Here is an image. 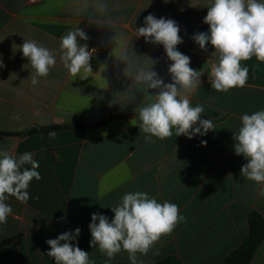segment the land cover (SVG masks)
<instances>
[{
	"label": "crops",
	"instance_id": "obj_1",
	"mask_svg": "<svg viewBox=\"0 0 264 264\" xmlns=\"http://www.w3.org/2000/svg\"><path fill=\"white\" fill-rule=\"evenodd\" d=\"M212 3L0 0V129L104 117L127 101L132 88L142 91L137 105L123 115L92 126L59 128L53 130L54 138L49 132L0 133V151L17 158L32 153L41 175L40 180L31 181L27 203L14 197L6 201L13 211L7 223L0 225V264H55L47 255L46 241L65 232L75 235L76 228L80 235L71 243L88 252L93 264H131L126 251L108 261L98 246L90 247L89 225L92 214L105 215L111 222V207L125 194L137 191L158 203L177 204L179 214L186 218L147 255L137 254L142 264H153L168 253L184 264L216 261L246 232L248 209L264 215V195L255 182L240 174L248 161L236 155L233 138L242 115L264 110V63L255 57L241 62L249 69L244 88L212 89L209 78L218 54H213L210 42L202 50L193 38L209 31L204 17ZM149 14L177 23L183 41L177 50L190 57V67L202 73L190 100L192 106L204 107L201 119H211L215 126L206 135L189 139L174 132L164 140L145 141L138 109L154 96V89L137 76L151 70L171 83L168 68L173 63L162 45L136 34ZM77 28L89 37L86 41L78 37L81 45L104 47L101 61L83 80L71 77L60 60L61 38ZM24 40L35 41L56 57L49 75L38 77L36 85L31 84L34 69L20 48ZM249 264H264V239Z\"/></svg>",
	"mask_w": 264,
	"mask_h": 264
},
{
	"label": "clouds",
	"instance_id": "obj_2",
	"mask_svg": "<svg viewBox=\"0 0 264 264\" xmlns=\"http://www.w3.org/2000/svg\"><path fill=\"white\" fill-rule=\"evenodd\" d=\"M204 23L209 31L194 35L195 42L202 50L206 45L214 47L218 62L211 67L209 81L217 92H228L234 88H244L249 77L248 67L242 61L253 57L264 63V2L261 0H213L208 6ZM138 37L146 42L163 46L166 56L173 63L168 71L171 83H165L155 71H142L137 80L149 89L159 91L138 109L139 127L145 133V141L154 143L153 137L164 140L184 135L192 139L195 135H206L215 130L211 119H201L202 105L192 106L190 97L201 84V72L190 67V57L177 50L182 38L179 27L172 19L156 18L149 14L144 18V26L137 28ZM88 35L77 28L69 31L60 41V60L73 78L86 79L92 72ZM23 57L30 61L34 74L31 84H38V77H47L56 65V57L44 46L33 40H24L20 46ZM212 54V55H213ZM0 61V67H2ZM19 119V116L16 117ZM241 126L234 133L235 153L247 159L241 168V175L255 182L259 192L264 195V110L241 116ZM198 124V126H196ZM195 126V127H194ZM49 137L56 132L50 131ZM206 144V141H202ZM26 165H31L30 168ZM39 163L30 152L19 156L0 151V225L6 224L13 209L6 203L14 197L21 203L30 199L27 191L33 179L40 180L37 171ZM114 217L109 219L102 214H92L89 225L91 232L90 247H97L111 261L121 251H126L131 264L138 262L137 254L147 255L163 236L173 233L176 226L186 220L179 214L178 205L165 201L158 203L145 192L127 193L116 206L111 207ZM98 221V223H97ZM70 232L49 239L47 252L55 264H93L89 253L71 241L80 235ZM63 241V243H61Z\"/></svg>",
	"mask_w": 264,
	"mask_h": 264
},
{
	"label": "trees",
	"instance_id": "obj_3",
	"mask_svg": "<svg viewBox=\"0 0 264 264\" xmlns=\"http://www.w3.org/2000/svg\"><path fill=\"white\" fill-rule=\"evenodd\" d=\"M104 55V47L99 46L96 52L91 56V67L95 68ZM159 90H154V95ZM142 97V91L132 88L129 92L127 101L118 106L113 112L104 117L94 116L87 119H77L70 121H61L46 124H34L23 130H3L1 134H29L33 132L48 133L50 131L68 127V126H92L104 119L121 116L134 108ZM264 239V215H261L254 208H250L246 214V232L240 237L239 242L227 251L220 259L208 264H249L257 244ZM153 264H184L177 255L168 253L164 254L153 262Z\"/></svg>",
	"mask_w": 264,
	"mask_h": 264
},
{
	"label": "built area",
	"instance_id": "obj_4",
	"mask_svg": "<svg viewBox=\"0 0 264 264\" xmlns=\"http://www.w3.org/2000/svg\"><path fill=\"white\" fill-rule=\"evenodd\" d=\"M89 47V51L92 53L94 52L96 49H97V46L96 45H90L88 46Z\"/></svg>",
	"mask_w": 264,
	"mask_h": 264
}]
</instances>
